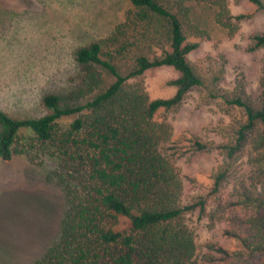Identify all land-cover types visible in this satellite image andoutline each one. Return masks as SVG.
<instances>
[{"label": "rangeland", "instance_id": "374dc122", "mask_svg": "<svg viewBox=\"0 0 264 264\" xmlns=\"http://www.w3.org/2000/svg\"><path fill=\"white\" fill-rule=\"evenodd\" d=\"M227 2L230 14L242 15L230 19L232 27L217 21L210 2L187 0L191 21L202 32L187 31V41L197 43L187 60L208 87H193L177 106L154 114L173 128L166 152L183 181V202L206 200L204 211L184 216L198 264H223L217 259L218 245L237 248L235 237L224 231L235 225L233 217L240 212L233 202L246 191L261 192L264 185L257 172L263 165L256 159L261 148L254 147L264 125L256 124L235 147L246 114L221 96H240L254 106L264 102V46L248 49L250 36L264 30V11L247 0ZM128 6V0H0V107L14 117H36L46 112L40 103L45 93L57 94L61 105L92 98L113 77L95 66L103 83L86 92L85 72L74 51L92 41L105 43ZM177 75L172 67L161 66L140 79L150 98L168 97L175 91L169 81ZM75 117L57 120L58 140ZM195 140L205 147L193 150ZM14 148L9 162L0 159V264H32L59 240L69 208L67 189H78L86 169L77 159L81 150L64 147V153L27 128L19 130ZM220 172L224 176L215 191Z\"/></svg>", "mask_w": 264, "mask_h": 264}, {"label": "trees", "instance_id": "16d2710c", "mask_svg": "<svg viewBox=\"0 0 264 264\" xmlns=\"http://www.w3.org/2000/svg\"><path fill=\"white\" fill-rule=\"evenodd\" d=\"M202 1L216 7V19L225 27H232V17H242L230 14L227 0ZM247 1L264 11L263 0ZM128 4L105 43L92 41L74 51L85 72L86 92L103 83L97 66L113 77L92 98L61 105L57 94L45 93L40 103L46 112L36 117H14L0 107L2 161L12 159L19 130L27 128L39 141H54L62 150H81L77 159L86 169L78 189H67L69 208L59 240L32 264H198L194 235L184 216L204 211L206 200L200 196L183 202V181L166 152L173 128L154 114L177 106L191 88L208 87L187 60L197 46L187 41V31L197 36L202 32L191 21L187 0H128ZM263 46L264 30L250 36L249 50ZM161 66L178 72L169 81L175 91L150 98L140 77ZM221 96L246 114L237 131L238 147L247 131L264 125V102L254 106L240 96ZM69 115L77 117L58 140L57 120ZM191 145L193 150L205 147L198 140ZM254 147L261 148L256 159L263 165L257 172L264 179V130ZM223 176V172L215 176V191ZM233 204L240 212L233 217L235 225L224 231L235 237L237 248L216 246L217 259L223 264H264V185L261 192H244Z\"/></svg>", "mask_w": 264, "mask_h": 264}]
</instances>
